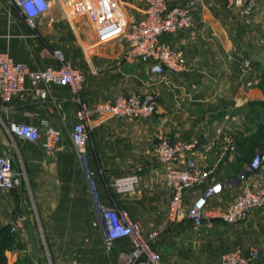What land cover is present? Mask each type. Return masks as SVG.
<instances>
[{"label": "crops", "instance_id": "1", "mask_svg": "<svg viewBox=\"0 0 264 264\" xmlns=\"http://www.w3.org/2000/svg\"><path fill=\"white\" fill-rule=\"evenodd\" d=\"M50 1L49 10L32 30L15 6L0 0V53L40 71L58 68L54 53L59 52L66 64L83 75L78 96L90 109L119 95L153 93L156 110L147 120L104 119L93 112L83 165L70 140L78 105L69 87L42 84L44 99L28 94L17 95L6 105L0 101V108L5 106L0 114V155L14 156L25 164L41 222L24 238L29 258L5 251L7 263L43 264L47 252L53 264H127L128 239L114 241L110 248L105 245L101 211L116 210L137 223L145 236L162 229L151 242L162 264H218L222 255L236 250L249 258L251 249L259 251V258L250 264H264V210L237 225L216 219L200 225L186 218L171 221L166 218L169 188L163 167L152 154L162 137L172 142L196 140L197 165L214 168L216 178L227 184L223 193L210 201L211 207L225 208L248 187L264 185V167L248 173L250 163L241 183L228 182L237 173L240 155L254 133L248 130L247 118L252 114L264 118L261 107H254L253 112L248 109L251 103L264 102V0H258L250 19L227 7L225 0H197L191 10L192 28L162 37L182 51L185 71L157 76L142 65L122 61L125 40L99 43L85 18L64 17L59 4ZM117 1L129 20L140 18L142 0ZM251 39L260 43L258 48L254 45V51L262 59L248 63L247 49L253 47L246 44ZM24 87L28 89L29 83ZM9 122L29 124L41 131L45 124L55 127L62 134L61 143L52 155L46 154L40 143L19 138H14V147L5 130ZM227 136L237 138L236 151L221 156ZM202 146H210V150L204 152ZM137 167L142 171L135 191L117 194L111 188L113 180ZM22 186L0 192V228L13 221L23 228L20 203L19 212L12 211L18 203L12 199L19 198ZM186 198L193 196L186 193Z\"/></svg>", "mask_w": 264, "mask_h": 264}, {"label": "built area", "instance_id": "2", "mask_svg": "<svg viewBox=\"0 0 264 264\" xmlns=\"http://www.w3.org/2000/svg\"><path fill=\"white\" fill-rule=\"evenodd\" d=\"M22 15L26 25L35 30L37 20L50 8V0H7ZM59 4L64 17L85 18L94 30L99 43H108L123 39L127 47L122 61L144 66L151 75L165 72L179 74L185 71L184 54L177 48L162 40L165 35H177L190 30L193 26L191 10L197 0H142L143 10L140 18L129 20L117 6L115 0H55ZM227 7L239 11L243 18L250 17L258 0H225ZM59 60L58 68L31 70L26 65L15 63L7 54L0 53V101L6 105L17 95L33 94L41 99L46 92L42 84L67 86L74 101L78 105L76 123L70 133L80 162L87 160V144L89 140L88 123L95 112L104 119L147 120L156 110V96L153 93L119 95L112 102L96 105L90 109L78 96L83 83V75L63 61L62 55L55 52ZM28 82L30 87H24ZM5 106L0 108V114ZM9 137L19 138L30 143H40L41 149L49 155L54 154L62 139L59 129L45 124L41 131L35 126L16 122L5 125ZM236 138L227 136L220 150L221 156L236 151ZM196 140L170 142L161 139L153 146L155 161L163 167L170 199L167 209L168 219L176 221L186 218L194 225L216 219L226 225H237L246 222L260 210H264V185L248 187L233 203L225 208L211 207L210 201L221 195L227 187L225 182L216 178L214 168L199 167L194 160L197 152ZM15 147V146H14ZM203 151L210 146H202ZM264 167V151L257 155L246 168L248 173H256ZM137 167L133 172L113 180L111 188L120 195L135 191L138 174ZM26 181V174L21 160L14 156L0 155V192H11ZM190 193L193 198H186ZM102 225L107 248L114 241L128 239L131 251L127 264H162L161 256L150 246L156 233L143 235L137 223L131 222L116 210H102ZM14 231V227H13ZM259 258V251L250 250V257L245 258L241 250L226 253L218 264H250ZM43 264H53L46 252Z\"/></svg>", "mask_w": 264, "mask_h": 264}, {"label": "rangeland", "instance_id": "3", "mask_svg": "<svg viewBox=\"0 0 264 264\" xmlns=\"http://www.w3.org/2000/svg\"><path fill=\"white\" fill-rule=\"evenodd\" d=\"M115 1L117 3V6L122 11L121 4L117 0H115ZM253 15H254V12H253V14L250 17H247L245 19H250L251 17H253ZM258 44H260V43L259 42H256L255 39H251L249 42H247L246 45H248V46L251 45V47H253V49L252 50L249 49L250 47H248V49L246 48L247 49L246 59H245L246 62L252 63L256 59H258V57L262 59V57L259 56L258 54H256V52L254 51V45H255V47L258 48V46H256ZM263 61H264V56H263ZM248 109H250V112H253L252 110L254 108L251 107L250 104H249L248 105ZM260 110H261L260 111L261 113H262V111H264V109H262V108ZM261 121H262V123H264V118L263 119H260L259 115L254 116V114H252V116H250V117L247 118V123L246 124H247L248 127H250V129H248V130H253L254 133L258 132L257 131L258 130V126L260 125ZM254 133H252L251 135H253ZM88 134H89V132H88ZM238 137H239V135H238ZM163 138L164 139H167L170 142H172L168 138L162 137V138L158 139V141L156 143H158L159 140H161ZM236 141H237V138H236ZM88 142H89V140H88ZM12 144L14 146H16L15 145L14 138L12 139ZM237 144H238V141H237ZM263 144H260L259 146H256L257 143H255V146L256 147L254 148V150H251L250 149V150H248V151H246V152H244V153H242L240 155V160H241L240 163H241V165L237 169V171H236L237 173L234 176H231L233 178H230L228 180V182H230L231 185H233V184L234 185H238L239 183H241L244 180V169L247 167V164L248 163H251L252 162V160L257 155V152L264 151V145ZM246 149H249V143H248V147ZM22 164H23L24 171H25V174H26V181L22 184L23 186H22L21 189H23V190L21 191V193L19 195V198H15L14 197L12 199L13 201H16V200L18 201L17 205L16 204L14 205V208H13L12 211L14 213L19 212L18 205L20 203V205H21V207L23 209L22 212H23V215L25 216V220L22 223L23 228H21L19 226V224L15 223L14 221L12 223H10V222L6 223V226L9 228V233L16 240L14 242V244H12V246H11L12 248L9 249V250H7V251L8 252H15V251L16 252H19L20 256L21 257H24L22 259H28L29 258V256H28V254H29V247L27 246V243L24 242V238L29 237L32 228L35 229V225L36 224H39L41 222H39V212L36 211L37 210L36 209V206L33 204V201H32L33 198L31 197V192L29 191L30 190V183L27 181V169L25 167V164L24 163H22ZM206 169H209V168H206ZM10 194H12V193H9V195ZM12 195H10V196H12ZM35 216L37 217V219L35 218ZM166 218H168V216H166ZM13 227H14V231H13ZM161 231H162V229H160L159 231H157L156 236ZM156 236H155V238H156ZM152 241H150V246H151V242Z\"/></svg>", "mask_w": 264, "mask_h": 264}, {"label": "trees", "instance_id": "4", "mask_svg": "<svg viewBox=\"0 0 264 264\" xmlns=\"http://www.w3.org/2000/svg\"><path fill=\"white\" fill-rule=\"evenodd\" d=\"M251 107H261L264 109V102L261 103H251ZM258 132L254 133L250 137H248L249 149L254 150L256 146L264 143V123L258 126ZM255 143L257 145L255 146ZM264 145V144H263ZM262 147V146H261ZM15 238L9 233V228L7 226H3L0 228V264H8L4 252L11 249L12 244L15 242Z\"/></svg>", "mask_w": 264, "mask_h": 264}]
</instances>
